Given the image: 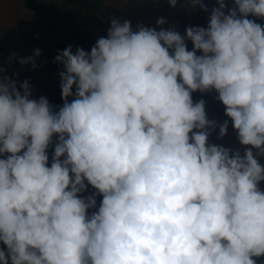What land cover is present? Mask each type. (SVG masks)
<instances>
[{"label": "clouds", "instance_id": "obj_1", "mask_svg": "<svg viewBox=\"0 0 264 264\" xmlns=\"http://www.w3.org/2000/svg\"><path fill=\"white\" fill-rule=\"evenodd\" d=\"M217 2L184 35L113 18L90 52L66 47L58 110L0 74V264L264 257V25L248 18L264 19V0ZM197 91L217 93L243 154L209 142L229 122L209 120Z\"/></svg>", "mask_w": 264, "mask_h": 264}, {"label": "rangeland", "instance_id": "obj_2", "mask_svg": "<svg viewBox=\"0 0 264 264\" xmlns=\"http://www.w3.org/2000/svg\"><path fill=\"white\" fill-rule=\"evenodd\" d=\"M41 6L39 12L28 10L23 0H0V68L2 75L15 79L19 83L28 80L32 98L44 96L58 110L63 105L60 88V71L63 66L55 62V57L66 47L91 50L100 37H106L111 26V19L129 20L133 31L139 25L168 29L174 27L181 35L188 27H207L211 10L218 7L217 0H202L208 11L199 5L193 6V0H177L175 8L168 0H36ZM228 8L233 0H226ZM164 18V25H157L156 21ZM255 22L264 19L252 17ZM188 50H192L191 41H186ZM40 55L35 57L36 67L31 64L21 66L20 58L33 57L35 50ZM201 53H197L200 55ZM10 57L13 58L9 63ZM215 91L199 93L192 97L193 102L200 99L205 101L207 118L222 124L228 120L227 134L218 138L217 127L209 137L212 144L222 145L243 154L245 147L239 143L237 133L232 127V121L225 115V106L216 99ZM72 97L69 98L71 101ZM57 138L54 137L55 142ZM54 144L49 147V165L53 154ZM264 164V157L259 158ZM260 188L264 190V182ZM95 189L90 185L81 196L91 195ZM97 208L102 196H97ZM95 209H90L89 214ZM0 247L4 245L0 244Z\"/></svg>", "mask_w": 264, "mask_h": 264}, {"label": "trees", "instance_id": "obj_3", "mask_svg": "<svg viewBox=\"0 0 264 264\" xmlns=\"http://www.w3.org/2000/svg\"><path fill=\"white\" fill-rule=\"evenodd\" d=\"M23 1H24L25 7L28 10H31L33 12H39L41 5L37 3L36 0H23ZM248 18L253 20L252 16H249ZM256 23L264 25V21L256 22ZM199 93H200L199 91L192 93V97H196ZM257 264H264V257L258 258Z\"/></svg>", "mask_w": 264, "mask_h": 264}]
</instances>
